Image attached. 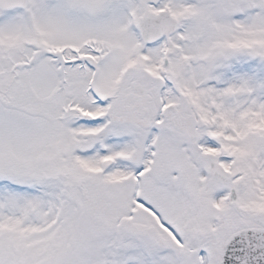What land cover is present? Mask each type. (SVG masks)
<instances>
[{"label": "snow or ice", "instance_id": "snow-or-ice-1", "mask_svg": "<svg viewBox=\"0 0 264 264\" xmlns=\"http://www.w3.org/2000/svg\"><path fill=\"white\" fill-rule=\"evenodd\" d=\"M0 264H264V0H0Z\"/></svg>", "mask_w": 264, "mask_h": 264}]
</instances>
